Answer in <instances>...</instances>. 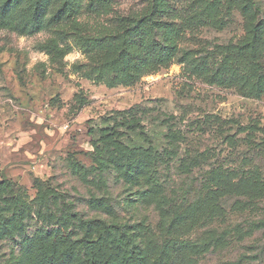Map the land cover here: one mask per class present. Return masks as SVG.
Wrapping results in <instances>:
<instances>
[{
	"label": "rangeland",
	"instance_id": "obj_1",
	"mask_svg": "<svg viewBox=\"0 0 264 264\" xmlns=\"http://www.w3.org/2000/svg\"><path fill=\"white\" fill-rule=\"evenodd\" d=\"M50 2L0 27V264H264V0Z\"/></svg>",
	"mask_w": 264,
	"mask_h": 264
},
{
	"label": "trees",
	"instance_id": "obj_2",
	"mask_svg": "<svg viewBox=\"0 0 264 264\" xmlns=\"http://www.w3.org/2000/svg\"><path fill=\"white\" fill-rule=\"evenodd\" d=\"M51 0H40L35 6L29 3V0H5L0 4V27L7 28L11 26L16 32L25 34L32 30H40L44 27L45 17L49 12V5ZM244 12L249 13L250 9L246 5L243 7ZM63 10L59 11L53 16L54 20L61 19L63 17ZM251 32L253 34V44L259 49L264 45V20L256 23ZM149 34L145 30H140L130 35L125 41L135 50L141 53L145 52L146 60L151 56L154 43L148 41ZM95 225H99L98 222H94ZM44 235V234H41ZM46 239V238H42ZM87 239V236H86ZM71 243V242H70ZM72 244V243H71ZM70 244V245H71ZM118 245V244H117ZM182 245V244H181ZM100 257L91 256L80 262L79 264H108L109 261H105L104 252L110 251L111 245L104 238V244L101 245ZM59 251V250H57ZM73 256V248L67 247L61 252L51 250L47 245L41 246V261L43 264H70ZM133 263L140 261V257L134 253L131 257ZM172 264H184L182 258L179 256L174 259Z\"/></svg>",
	"mask_w": 264,
	"mask_h": 264
}]
</instances>
